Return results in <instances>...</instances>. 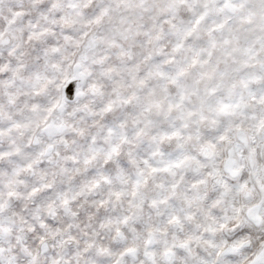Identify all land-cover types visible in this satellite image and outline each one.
<instances>
[{
    "label": "snow or ice",
    "instance_id": "1",
    "mask_svg": "<svg viewBox=\"0 0 264 264\" xmlns=\"http://www.w3.org/2000/svg\"><path fill=\"white\" fill-rule=\"evenodd\" d=\"M0 264H264V0H0Z\"/></svg>",
    "mask_w": 264,
    "mask_h": 264
}]
</instances>
